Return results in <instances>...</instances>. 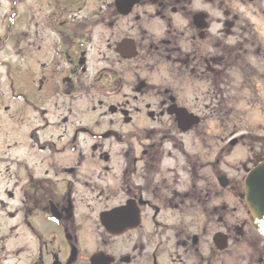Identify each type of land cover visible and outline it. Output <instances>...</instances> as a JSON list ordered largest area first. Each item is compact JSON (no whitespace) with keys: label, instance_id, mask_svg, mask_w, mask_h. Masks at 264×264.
<instances>
[{"label":"flooded vegetation","instance_id":"af4514ba","mask_svg":"<svg viewBox=\"0 0 264 264\" xmlns=\"http://www.w3.org/2000/svg\"><path fill=\"white\" fill-rule=\"evenodd\" d=\"M43 7L0 19V264H264V0Z\"/></svg>","mask_w":264,"mask_h":264},{"label":"water","instance_id":"95a60500","mask_svg":"<svg viewBox=\"0 0 264 264\" xmlns=\"http://www.w3.org/2000/svg\"><path fill=\"white\" fill-rule=\"evenodd\" d=\"M261 162L263 164L247 172L243 187L252 224L264 236V159Z\"/></svg>","mask_w":264,"mask_h":264},{"label":"rangeland","instance_id":"374dc122","mask_svg":"<svg viewBox=\"0 0 264 264\" xmlns=\"http://www.w3.org/2000/svg\"><path fill=\"white\" fill-rule=\"evenodd\" d=\"M105 0H81L82 3L87 4V8L85 10V15L90 16L92 11L94 12L97 10L101 2ZM12 2L15 3L17 9H20L22 11L23 7H27L31 5L32 11L38 12L39 8L44 6L43 8H46L48 12L50 11L49 4L55 3L56 0H0V19L3 17V13H8V7H11ZM90 10V11H89ZM42 11H46L45 9H42ZM23 13V12H22ZM1 22V20H0ZM255 123H259V119L256 117L255 118Z\"/></svg>","mask_w":264,"mask_h":264}]
</instances>
